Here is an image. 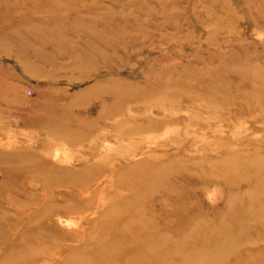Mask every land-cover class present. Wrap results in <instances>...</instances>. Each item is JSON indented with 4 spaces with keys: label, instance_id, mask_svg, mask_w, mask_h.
Here are the masks:
<instances>
[{
    "label": "rangeland",
    "instance_id": "rangeland-1",
    "mask_svg": "<svg viewBox=\"0 0 264 264\" xmlns=\"http://www.w3.org/2000/svg\"><path fill=\"white\" fill-rule=\"evenodd\" d=\"M263 181L264 0H0V264H264Z\"/></svg>",
    "mask_w": 264,
    "mask_h": 264
},
{
    "label": "bare ground",
    "instance_id": "bare-ground-1",
    "mask_svg": "<svg viewBox=\"0 0 264 264\" xmlns=\"http://www.w3.org/2000/svg\"><path fill=\"white\" fill-rule=\"evenodd\" d=\"M258 191H264V181L259 182L257 184ZM141 218V220H140ZM139 221L144 222L142 216H140ZM139 228L137 231H127L122 237L130 236L132 233L137 235H141L145 244L142 248H134L130 251L128 257H125L124 260L118 258V254L109 257L107 260L102 262L101 264H160L159 258L160 253L165 246L160 238L157 236L155 238V234L152 229L147 228L145 224L137 225ZM124 229H127L126 227ZM123 240V239H122ZM173 250V247L166 248L165 251ZM190 259V258H189ZM184 264H191V260L185 261ZM199 264H208L207 262H201Z\"/></svg>",
    "mask_w": 264,
    "mask_h": 264
}]
</instances>
